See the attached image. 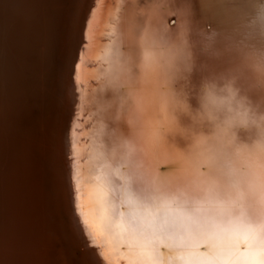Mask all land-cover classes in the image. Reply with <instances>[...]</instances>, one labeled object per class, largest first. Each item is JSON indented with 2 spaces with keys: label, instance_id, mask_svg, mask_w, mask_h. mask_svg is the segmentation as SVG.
<instances>
[{
  "label": "bare ground",
  "instance_id": "6f19581e",
  "mask_svg": "<svg viewBox=\"0 0 264 264\" xmlns=\"http://www.w3.org/2000/svg\"><path fill=\"white\" fill-rule=\"evenodd\" d=\"M257 5L0 0V264H264Z\"/></svg>",
  "mask_w": 264,
  "mask_h": 264
},
{
  "label": "clouds",
  "instance_id": "9594fccd",
  "mask_svg": "<svg viewBox=\"0 0 264 264\" xmlns=\"http://www.w3.org/2000/svg\"><path fill=\"white\" fill-rule=\"evenodd\" d=\"M239 36L237 51L246 70L243 75L248 74L253 86L264 91V0H258L255 15L241 26ZM243 75L231 78L223 91L227 93L229 102L235 104L254 121L264 123V110H257L237 87V80ZM203 88L206 99H220L216 81H206Z\"/></svg>",
  "mask_w": 264,
  "mask_h": 264
}]
</instances>
